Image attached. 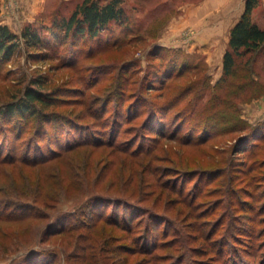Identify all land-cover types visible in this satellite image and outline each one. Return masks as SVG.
<instances>
[{"label":"trees","instance_id":"1","mask_svg":"<svg viewBox=\"0 0 264 264\" xmlns=\"http://www.w3.org/2000/svg\"><path fill=\"white\" fill-rule=\"evenodd\" d=\"M258 2L245 0L240 18L229 31L223 54L226 79L235 76L238 58L264 51V25L252 18ZM126 20L123 0H81L59 22L53 37L63 33L73 40L81 36L97 38L113 24L125 25ZM140 36L138 33L133 37ZM21 39L34 49L32 57L46 56L42 49L49 37L29 26L19 35L0 22V69L19 49ZM120 42L113 43L117 49L123 46ZM120 72L121 78L116 79L118 86L112 91L118 95L111 94L106 100L98 98L99 95L87 96L81 87L55 85L46 74L33 76L19 92L0 99V245L7 249L9 245L19 246L36 237L45 239L55 234L70 241L78 232L84 234L81 236L86 241L75 245L77 251L107 245L112 238L125 241L118 242L116 251L142 254L140 264H264L263 189L251 191L253 197L249 201L241 198L238 188H227L220 192L222 198H208L204 203L196 200L211 197L219 190H195L211 183L213 175L221 174L225 178L227 175L228 182L245 179L250 185L251 180H257V175H251L256 160L236 163L237 160L226 158L223 164L213 167L201 166V160L196 158L193 166L183 167L172 161L147 171L146 175L153 177L148 185L154 186L151 191L158 192V199L164 195L165 201L174 200L178 206L175 219L169 215L167 204L160 209L157 202L146 206L139 201L154 192L143 193L147 182L144 177L139 178L142 170L138 167L151 165L149 160L155 158L151 154L166 122L160 118V105L149 101L142 92L126 91L129 80L123 70ZM184 72L185 69L179 68L177 75L183 76ZM67 103L81 108L64 110ZM212 117L206 116L202 127L206 136H187L181 142L195 146L210 140V126L205 123L220 125ZM179 130L176 128L172 134L177 136ZM259 133L253 144L264 143V132ZM245 141L241 139L240 143ZM199 151L203 157L211 158L210 150ZM244 153L247 152L241 154ZM118 156L130 160L133 167L127 180L135 177L131 188L116 181L123 179V173L108 175L104 171ZM211 174V178L205 179V175ZM62 196L86 198L74 210L57 212L50 219ZM111 203L114 206L107 213V205ZM117 203L122 205L121 210ZM220 205L223 207L220 218H209ZM233 211H240L241 218L233 215ZM72 219L78 222H71ZM184 220H187L184 227L173 228V224L179 225ZM256 222L262 226L256 228ZM120 230L124 234L116 233ZM188 256L191 258L186 259ZM54 257L45 256L38 263L34 255L26 253L22 264H53Z\"/></svg>","mask_w":264,"mask_h":264},{"label":"rangeland","instance_id":"2","mask_svg":"<svg viewBox=\"0 0 264 264\" xmlns=\"http://www.w3.org/2000/svg\"><path fill=\"white\" fill-rule=\"evenodd\" d=\"M80 1L0 0L1 23L8 25L19 35L29 26L49 37L47 46L42 49L46 53L45 57H32L30 53L34 49L28 48L21 39L19 49L0 69V99L19 92L33 76L46 74L55 85L81 87L87 96L99 95L98 98L106 100L111 94L113 97L118 95L117 91H112L118 86L116 79L121 78L120 71L123 70L129 80L125 85L126 91L142 92L149 101L160 105V118L166 122L151 154L155 157L149 160L151 165L149 168L146 165L138 167L142 170L139 178L144 177L147 182L142 189L143 193L154 192L139 200L142 204L153 206L157 202L160 209L167 204L169 215L175 219L178 206H175L174 200L165 201L164 195L158 199V192L151 191L154 186L148 185L153 177L146 175V172L154 171L157 166H166L172 161L183 167L193 166L196 158L201 160V166L211 164L213 167L226 158H233L237 160L234 161L236 163L256 160L251 175H257V180H251L250 185L245 183V179L228 182L227 175L225 178L224 174L213 177L212 174L205 175V179L212 177L211 183L202 188L194 187L195 190L217 188L219 192L211 197L201 196L197 202L204 203L208 198L212 200L216 196L222 198L220 192L227 188H238L241 198L249 201L253 197L251 191L262 192L263 189L264 192V143H252L256 140L255 137H259V132H264V51L238 58L235 76L227 79L223 76V54L228 44V27L234 23L237 15L241 16L244 0H123L127 18L125 25L113 24L97 38L81 36L75 41L69 36L64 37L63 33L53 37L59 22L67 18ZM252 18L259 25L264 24V0H259L252 11ZM138 33L141 34L139 38L133 37ZM114 42H120L123 46L117 49ZM179 68L185 69L180 77L177 75ZM72 108L79 111L81 105L67 103L63 107L64 110ZM202 115L204 116L201 117ZM206 116H213L212 118L220 121L219 127H214L213 123H205L210 126V140L202 145H184L181 140L187 136L207 135L202 128ZM176 128L180 130L174 136L172 132ZM259 129L261 131L258 132ZM151 134L153 136L154 133ZM244 138L246 141L241 144L240 140ZM199 149L210 150L211 158L200 155ZM242 152L247 153L241 154ZM130 165V160L118 156L104 171L108 175L123 173V179L116 181L131 188L135 177L127 181L133 168ZM194 180L195 177L191 179V185H194ZM257 181L262 183L255 184ZM85 198L86 196L77 199L62 196L56 211H51L50 219L57 212L74 210ZM256 201L259 202L257 199ZM107 206L106 212L109 213L114 205L111 203ZM117 206L121 210L122 205L117 203ZM222 214L223 207L220 205L209 218H220ZM232 214L241 218L240 211H233ZM71 222L78 221L72 219ZM183 222L187 220L172 226L184 227ZM261 226L256 222V228ZM123 232L120 230L116 233L120 235ZM81 235L84 234L75 233L70 241L60 234L45 239L36 237L19 246L9 245L7 249L0 245V264H22V257L26 253L34 255L38 263L45 256H55L53 264L142 262V254L116 251L118 242L125 241H115L112 238L107 245L101 239L102 244H97L94 249L77 251L75 245H83L86 241ZM188 255L192 257L193 253L189 252Z\"/></svg>","mask_w":264,"mask_h":264},{"label":"crops","instance_id":"3","mask_svg":"<svg viewBox=\"0 0 264 264\" xmlns=\"http://www.w3.org/2000/svg\"><path fill=\"white\" fill-rule=\"evenodd\" d=\"M244 5H245V0H244V2L242 3V10H244ZM238 14H241V13H238ZM239 16L240 15H237V18L235 19V21H234V23L232 24V25H230L229 27H228V37H227V39H229V31H230V29H231V27L235 24V22L237 21V19H239ZM264 24H262L261 26H263Z\"/></svg>","mask_w":264,"mask_h":264}]
</instances>
